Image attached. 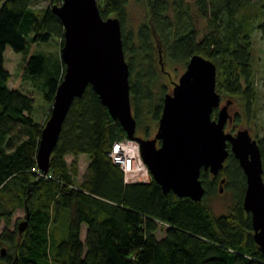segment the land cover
<instances>
[{"label": "trees", "instance_id": "16d2710c", "mask_svg": "<svg viewBox=\"0 0 264 264\" xmlns=\"http://www.w3.org/2000/svg\"><path fill=\"white\" fill-rule=\"evenodd\" d=\"M37 1L2 0L0 5V222L7 223L0 230V264H264L251 211L243 205L246 174L234 152L218 174L202 168L200 200L165 190L153 175L126 181L109 150L127 131L90 82L64 118L48 170L39 166L45 122L32 114L33 92L19 78L9 84L12 73L5 65L10 44L23 55L21 77L32 79L47 100L54 99L66 63L61 53L37 45L56 36L62 46L64 23L52 7L62 0ZM145 1L148 17L133 28L127 24L129 0H98L103 16L121 20L138 128L147 115L158 119L162 111L164 95L154 87L158 49L172 61L186 63L194 52L213 58L217 89L238 98L251 113L258 96L252 35L259 29L264 39V0ZM195 11L206 18L205 28L198 26ZM256 137L264 166V133ZM82 154L88 160L80 175ZM224 183L234 190L235 203L216 213L206 200ZM18 206L28 220L23 230L20 220L8 225ZM159 228L164 230L160 236Z\"/></svg>", "mask_w": 264, "mask_h": 264}, {"label": "water", "instance_id": "95a60500", "mask_svg": "<svg viewBox=\"0 0 264 264\" xmlns=\"http://www.w3.org/2000/svg\"><path fill=\"white\" fill-rule=\"evenodd\" d=\"M52 7L65 27L61 57L66 67L41 130L37 150L39 166L48 170L64 118L74 98L90 82L127 134L139 140L144 159L165 190L172 188L180 195L202 199L205 192L202 168L218 174L229 153L234 152L246 174L243 205L251 211L254 237L264 250L261 146L248 126L236 130L225 128L226 121L232 118L228 106L233 98L228 97L219 106L221 93L216 86L215 60L201 52L192 53L173 89L164 93L154 135L138 134L120 18L103 16L98 0H62ZM27 221V218L19 221L20 230ZM1 250L4 253L6 247L2 246Z\"/></svg>", "mask_w": 264, "mask_h": 264}, {"label": "rangeland", "instance_id": "374dc122", "mask_svg": "<svg viewBox=\"0 0 264 264\" xmlns=\"http://www.w3.org/2000/svg\"><path fill=\"white\" fill-rule=\"evenodd\" d=\"M0 0V5H1ZM50 0H38L37 4H48ZM128 25L130 27L136 28L140 21L146 19L148 17V6L145 0H129L128 2ZM196 21L199 27L205 28L206 18L204 16L199 15L195 11ZM253 39V63H254V77L255 84L258 90V96L252 105L251 113L246 112L244 104L234 96H231L228 93H221V103L222 105L228 97H232V101L229 102V111L232 113L233 117L229 118L225 123L226 129L236 130L239 127L248 126L253 135L261 136L264 133V39L262 38V34L259 29H255L252 35ZM60 38L56 36H52L49 40H42L37 48L42 49L50 54L61 53V45ZM5 65L10 69L12 75L9 79V84H14L19 78L20 84L29 89V91L33 92L35 96L34 108L32 111L33 116L40 120L41 122H45L49 114L47 115L48 110L52 107V101H49L45 98L43 91L36 87L34 81L30 78L21 77L22 74V66H23V55L21 52H17L13 49V47L8 44L5 49ZM218 66V64H217ZM186 67V63L182 61H172L167 57V55L161 51V49L157 51V70H158V80L155 82V93L164 95V91L172 90L174 86L175 80L179 79V75L183 72ZM23 76V75H22ZM165 84V87L162 88V84ZM160 92V93H159ZM133 106V105H132ZM217 107L214 108V111ZM51 111V110H50ZM216 114V111L214 112ZM238 116V117H237ZM149 121L150 131L148 135H154L157 126L158 119L148 116L143 123V126L136 128V132L143 133L144 126ZM138 127V126H137ZM67 157L70 159L73 158L72 154H68ZM88 155H80L79 163H80V175L87 167ZM227 163V159L225 160ZM225 165V164H224ZM224 167V166H223ZM222 167V168H223ZM221 168V169H222ZM220 169V170H221ZM208 204L211 209L216 213L220 212H228L232 205L235 203V193L234 190L227 185L223 184V189L217 188L216 191L209 194L207 197ZM24 207L18 206L11 216V222L8 224L10 227L15 226L19 220L24 217ZM4 219H1L0 222V230L6 225ZM86 222L82 227V237H85L86 231ZM164 233L163 228H159L157 230V234L160 236Z\"/></svg>", "mask_w": 264, "mask_h": 264}, {"label": "built area", "instance_id": "2783aa9c", "mask_svg": "<svg viewBox=\"0 0 264 264\" xmlns=\"http://www.w3.org/2000/svg\"><path fill=\"white\" fill-rule=\"evenodd\" d=\"M109 154L124 170L126 181L149 180L152 172L144 159L140 142L129 135L116 138L109 150Z\"/></svg>", "mask_w": 264, "mask_h": 264}, {"label": "flooded vegetation", "instance_id": "af4514ba", "mask_svg": "<svg viewBox=\"0 0 264 264\" xmlns=\"http://www.w3.org/2000/svg\"><path fill=\"white\" fill-rule=\"evenodd\" d=\"M133 108V107H132ZM133 112H134V110H133ZM232 117H233V115H232ZM138 128V127H137ZM144 129V131H143V133H138V134H142V135H148V133L146 132V130H145V127L143 128ZM157 143L159 144L160 143V139H158V141H157Z\"/></svg>", "mask_w": 264, "mask_h": 264}]
</instances>
